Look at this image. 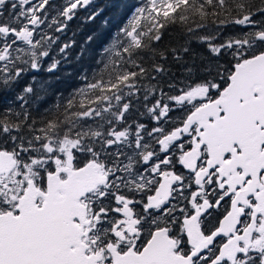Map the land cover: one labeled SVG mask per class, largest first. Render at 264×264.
<instances>
[{"label":"snow or ice","instance_id":"1","mask_svg":"<svg viewBox=\"0 0 264 264\" xmlns=\"http://www.w3.org/2000/svg\"><path fill=\"white\" fill-rule=\"evenodd\" d=\"M111 9L0 0V264H264V0H138L56 87Z\"/></svg>","mask_w":264,"mask_h":264},{"label":"trees","instance_id":"2","mask_svg":"<svg viewBox=\"0 0 264 264\" xmlns=\"http://www.w3.org/2000/svg\"><path fill=\"white\" fill-rule=\"evenodd\" d=\"M119 4L124 5V9L122 12L117 13L116 9H111L110 11L105 12V16H111L109 27L104 28L102 27V20L103 17L98 19L94 25L91 26L92 29H94L97 32V38L94 42L88 45L89 52L85 55V57L80 61V65H70L69 67L74 70L73 77L68 81H62L60 84L56 85L58 88H69L76 86L79 82L76 80V75L80 72L81 66L90 67L95 59L98 58V53L102 50V48L107 45L113 35L115 34L118 27L123 26L125 23H127L128 17L131 14L133 5L138 3V0H117ZM75 25V22H73V26ZM87 31V30H86ZM168 33L165 34L162 42L161 47L167 46L170 42L176 43L178 33L174 29H170ZM69 35H71V31H69ZM84 38V34H80L77 37V47L79 46V42L82 41Z\"/></svg>","mask_w":264,"mask_h":264}]
</instances>
